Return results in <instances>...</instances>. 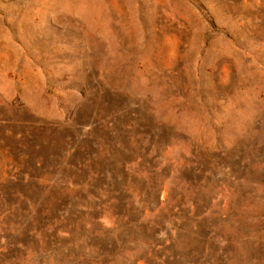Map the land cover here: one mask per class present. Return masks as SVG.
<instances>
[{"label":"rangeland","instance_id":"obj_1","mask_svg":"<svg viewBox=\"0 0 264 264\" xmlns=\"http://www.w3.org/2000/svg\"><path fill=\"white\" fill-rule=\"evenodd\" d=\"M0 264H264V0H0Z\"/></svg>","mask_w":264,"mask_h":264}]
</instances>
